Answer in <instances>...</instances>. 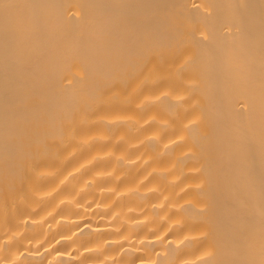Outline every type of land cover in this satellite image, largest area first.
Wrapping results in <instances>:
<instances>
[{"label": "bare ground", "instance_id": "6f19581e", "mask_svg": "<svg viewBox=\"0 0 264 264\" xmlns=\"http://www.w3.org/2000/svg\"><path fill=\"white\" fill-rule=\"evenodd\" d=\"M0 264H264V0H0Z\"/></svg>", "mask_w": 264, "mask_h": 264}]
</instances>
